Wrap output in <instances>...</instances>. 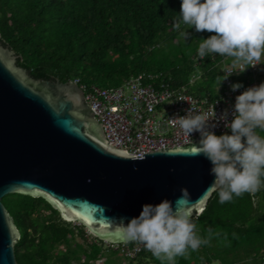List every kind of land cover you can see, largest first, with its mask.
I'll list each match as a JSON object with an SVG mask.
<instances>
[{
	"label": "trees",
	"instance_id": "trees-1",
	"mask_svg": "<svg viewBox=\"0 0 264 264\" xmlns=\"http://www.w3.org/2000/svg\"><path fill=\"white\" fill-rule=\"evenodd\" d=\"M180 9L181 0H0V44L34 80L77 79L79 85L108 89L146 73L195 96L216 97L221 67L234 65L232 58L200 59L199 44L185 54L173 27ZM252 80L247 74L233 79ZM1 203L19 234L13 247L17 264H120L121 258L126 264H161L145 248L126 258L116 244L86 242L82 230L62 221L42 198L10 194ZM192 218L200 237L207 238L209 229L213 236L187 257H176V264H264V189L224 204L214 192ZM76 236L82 244L72 243Z\"/></svg>",
	"mask_w": 264,
	"mask_h": 264
},
{
	"label": "water",
	"instance_id": "water-1",
	"mask_svg": "<svg viewBox=\"0 0 264 264\" xmlns=\"http://www.w3.org/2000/svg\"><path fill=\"white\" fill-rule=\"evenodd\" d=\"M16 58L0 44V264H17L6 195L42 198L62 221L114 244L143 205L168 199L175 207L182 189L179 206L192 217L203 212L214 177L195 142L130 156L104 140L77 85L34 80Z\"/></svg>",
	"mask_w": 264,
	"mask_h": 264
},
{
	"label": "clouds",
	"instance_id": "clouds-1",
	"mask_svg": "<svg viewBox=\"0 0 264 264\" xmlns=\"http://www.w3.org/2000/svg\"><path fill=\"white\" fill-rule=\"evenodd\" d=\"M181 25L200 33H214L199 43L197 53L200 59L208 54L230 57L233 64L247 65L243 71L261 65L264 57V0H181L179 18L173 22V27L180 30ZM182 35L187 38L189 33ZM230 75L219 81L220 87ZM243 87V84L235 83L231 90L236 92ZM194 111L191 107L186 116L171 120L186 137L200 134L199 141L195 142V154L203 155L212 164L210 174L214 177L213 189L219 203L233 202L234 198H241L245 193L254 197L264 189V137L257 132H264V83L249 87L236 96L231 113L225 110L217 117L214 110V118H210L206 112L193 114ZM229 114L233 117L231 122ZM211 120L217 123H210ZM219 122L224 123L231 135L215 134L213 129ZM181 192L175 207L168 199L157 205H143L138 217L121 224L115 242L143 245L161 264H176V257H187L190 250L197 251L202 245L209 244L212 230H208L207 238L197 234L191 214L186 207L179 206L186 199V190Z\"/></svg>",
	"mask_w": 264,
	"mask_h": 264
},
{
	"label": "built area",
	"instance_id": "built-area-1",
	"mask_svg": "<svg viewBox=\"0 0 264 264\" xmlns=\"http://www.w3.org/2000/svg\"><path fill=\"white\" fill-rule=\"evenodd\" d=\"M260 63L261 65L255 68L248 67L245 71L243 70L247 66L243 63L223 64L221 68L223 77L231 75L222 83L220 89H217L216 97L209 94L195 96L188 92L186 87L174 88L156 75L146 73H139L120 86L108 89L79 85L77 79L72 83L83 92V102L93 111V119L99 124L104 140L111 147L130 156H141L160 148L185 146L198 141L199 133L186 137L171 119L186 116L187 110L191 107L195 110L193 114L206 112L210 118H214V110L217 117L225 110L231 113L236 96L249 87L264 83V61ZM242 74H247L253 80L233 92L231 85L238 83L233 79L240 78ZM192 81L193 79L190 83ZM232 119L229 114V122ZM210 123L217 121L211 120ZM213 131L217 136L231 132L223 122H219ZM117 246L119 252L126 258H133L144 248L137 243L132 247L128 244Z\"/></svg>",
	"mask_w": 264,
	"mask_h": 264
},
{
	"label": "rangeland",
	"instance_id": "rangeland-1",
	"mask_svg": "<svg viewBox=\"0 0 264 264\" xmlns=\"http://www.w3.org/2000/svg\"><path fill=\"white\" fill-rule=\"evenodd\" d=\"M179 32L181 33V36L178 38V41L180 39L182 40V44H181L180 49L183 52H185V54L188 53V55L191 54V50H193V48H195L201 42V40L208 39L211 35H214V33H208L207 31H205L203 33L196 32L194 28L189 29L188 26H186V25H184L183 28H181L179 30ZM187 32L189 33V35L186 38V36L182 35V33H187ZM262 58H264V57H262ZM70 226L76 228V230L77 229L82 230V232L84 234V239L86 240V242H88V241L89 242H96L95 240H97V239L92 236V233L90 234V232L88 230H86L85 228H82V226L80 224H78L76 222H72V223H70ZM99 241H101L103 243L104 247H107L112 243V242H108L104 239H102V240L100 239ZM72 243L82 244L83 240L80 237L76 236L75 241ZM113 247L116 248V246H114V245H113ZM62 249H63V247L59 246L56 250H62ZM123 259L122 258H121V260L119 259L120 262L122 261L120 264H126L125 260H123ZM117 261H118V259H117ZM212 264H219V262L215 261ZM233 264H249V263L247 261H236Z\"/></svg>",
	"mask_w": 264,
	"mask_h": 264
},
{
	"label": "flooded vegetation",
	"instance_id": "flooded-vegetation-1",
	"mask_svg": "<svg viewBox=\"0 0 264 264\" xmlns=\"http://www.w3.org/2000/svg\"><path fill=\"white\" fill-rule=\"evenodd\" d=\"M55 81V80H54ZM53 82V81H52ZM82 228H84V227H82ZM91 234V233H90ZM94 238H96L97 240H95L96 241V243H99L98 241L100 240L99 238H97V237H95L94 235H92ZM88 243H95V242H89L88 241Z\"/></svg>",
	"mask_w": 264,
	"mask_h": 264
},
{
	"label": "snow or ice",
	"instance_id": "snow-or-ice-1",
	"mask_svg": "<svg viewBox=\"0 0 264 264\" xmlns=\"http://www.w3.org/2000/svg\"><path fill=\"white\" fill-rule=\"evenodd\" d=\"M120 234V232H117V236Z\"/></svg>",
	"mask_w": 264,
	"mask_h": 264
}]
</instances>
